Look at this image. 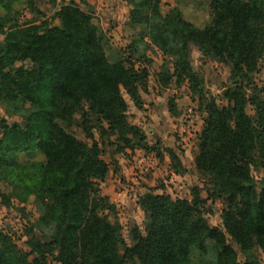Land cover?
<instances>
[{
	"label": "trees",
	"instance_id": "obj_1",
	"mask_svg": "<svg viewBox=\"0 0 264 264\" xmlns=\"http://www.w3.org/2000/svg\"><path fill=\"white\" fill-rule=\"evenodd\" d=\"M19 1L0 0V102L24 119L1 124L0 184L11 187L1 197L7 206L13 197L46 203L33 225L43 235L31 234L28 251L0 230V264H47L50 256L59 264H264L252 255L264 253V180L258 186L253 175L264 167V94L254 80L264 58V0H209L212 17L202 28L178 7L162 16L156 1L143 0L131 11L133 24L142 27L130 45L133 54L116 60L92 13L74 1L56 13L58 26L23 21L14 6ZM149 43L175 56L179 79L197 87L203 79L189 64L191 43L232 65L228 104L207 103L195 157L197 170L214 185L210 198L225 205L223 228L207 221L198 188L191 201L146 193L139 199L146 233L137 228L128 246L120 222L110 218L115 204L100 194L109 164L96 133L116 137L121 151L145 142L142 129L128 120L124 94L142 107L149 71L134 59L137 47ZM77 115L91 142L72 132ZM36 150L44 161H18L20 153ZM172 158L181 170L178 156Z\"/></svg>",
	"mask_w": 264,
	"mask_h": 264
},
{
	"label": "rangeland",
	"instance_id": "obj_2",
	"mask_svg": "<svg viewBox=\"0 0 264 264\" xmlns=\"http://www.w3.org/2000/svg\"><path fill=\"white\" fill-rule=\"evenodd\" d=\"M71 1L82 10L92 13L93 21L106 36L105 48L110 60L133 54L130 45L142 27L133 24L131 11L139 7L143 0H32V7L28 0H21L14 6L21 13L23 21H44L58 26L60 20L56 13ZM155 1L162 16L178 7L183 16L198 27L210 23L212 9L209 0H152L151 5ZM150 9L144 8L142 14H149ZM0 40L3 42L5 35L0 34ZM137 50L134 61L137 65L146 66L149 71L147 89L140 92L142 107L137 108L126 93L124 98L129 106L128 120L142 129L146 140L134 149L121 151L116 137L100 138L96 133L101 157L109 164V174L100 182V194L108 196L116 206L110 218L120 222L127 245L133 246L132 232L139 228L143 234L146 233L145 213L139 205L143 195L167 193L173 198L191 201L198 188L205 200L202 213L211 226L223 228L222 212L225 205L219 199L210 198L214 185L210 176L197 170L195 157L207 118V103L214 99L220 106L228 104L224 92L232 85V65L226 63L224 58L210 55L191 43L189 64L192 72L203 79V85L197 87L194 81L185 76L179 79L175 56L165 54L151 43L148 47L141 44ZM254 80L264 94V58L258 72L254 74ZM171 105H174V109H171ZM248 112L253 114L254 111L249 107ZM79 121L80 115H77L72 132L79 139L88 141L78 126ZM15 122L24 123V119L8 113L0 102V137L3 134L1 124L12 126ZM173 153L180 160L181 170L175 166L177 161L172 158ZM44 160L39 150L25 151L18 156L21 163ZM253 175L258 186H261L264 167L254 169ZM10 191L11 187L6 183L0 184V230L11 235L21 249L28 251L27 241L31 234L43 235L33 225L44 214L46 202L34 201L33 198L21 201L13 197L7 206L2 201L1 193ZM229 242L243 260L239 246L230 238ZM252 255L264 259L261 250H254ZM47 264L59 263L50 256Z\"/></svg>",
	"mask_w": 264,
	"mask_h": 264
}]
</instances>
